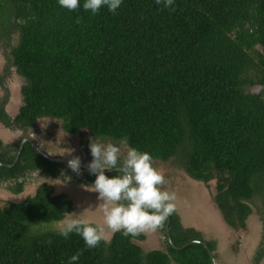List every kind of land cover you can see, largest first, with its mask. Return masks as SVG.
<instances>
[{"label":"trees","instance_id":"trees-1","mask_svg":"<svg viewBox=\"0 0 264 264\" xmlns=\"http://www.w3.org/2000/svg\"><path fill=\"white\" fill-rule=\"evenodd\" d=\"M0 18V35L19 34L17 45L8 42L5 71L14 68L25 82L16 116L5 111L8 96L0 103L5 127L31 130L51 117L74 136L127 138V149L149 152L152 161L178 160L192 178L216 180L213 201L235 231L247 230L259 202L264 229V0H174L168 8L123 0L115 12L102 7L95 14L57 0H0ZM256 86L262 90L253 92ZM17 147L0 139V162L13 164ZM33 173L52 179L66 173L62 180L76 181L66 165L27 144L15 165L0 166V186L19 195ZM84 175L80 181L89 187L95 176ZM72 209L45 182L0 206V264H69L76 253L74 264H211L201 244L171 246L168 217L175 246L204 241L217 251L214 240L182 225L176 209L157 228L164 249L148 253L139 245L143 232L118 231L88 248L79 234L37 229ZM263 262L264 237L253 264Z\"/></svg>","mask_w":264,"mask_h":264},{"label":"rangeland","instance_id":"rangeland-1","mask_svg":"<svg viewBox=\"0 0 264 264\" xmlns=\"http://www.w3.org/2000/svg\"><path fill=\"white\" fill-rule=\"evenodd\" d=\"M7 35H9L8 39L0 35V103L8 96L5 111L11 117H14L23 105L24 98L21 89L25 82L17 75L14 68L9 73L5 71L9 67L10 49L8 42L11 40L12 45L15 46L19 39V34L13 29L9 30ZM252 90L253 92H260L262 87L256 86ZM30 133L36 138L39 146L52 156H57L55 152H60L68 158L78 155L81 161L86 164L92 159L88 147L90 137L87 133L84 134V136L86 135L84 138L69 135L63 128L62 120L40 118L36 127L30 130ZM21 137V130L6 128L0 123V138L4 143L18 141ZM102 141L105 143L112 142L108 139ZM119 147V157L123 159L127 147L125 144H119ZM152 165L164 175L165 179L164 183L160 185L161 189L174 194V199L171 202L175 204L182 225L185 228L194 227L202 232L204 239L216 242V264H253V257L258 244L264 237V229L257 211L259 202L256 206H253V213L247 220V230L235 231L226 227L217 207L214 203H211L216 193V180L209 184L193 180L180 167L181 164L178 160L167 163L156 161L152 162ZM67 171L71 178L76 176V181H71L70 178L67 181L62 180L60 177L67 176L66 173L57 179L45 178L38 173L31 174L24 187L25 195H19L18 197L10 195V192L0 186V206L23 200L26 196L34 194L38 185L45 182L54 186L57 194H65L67 199L74 203V209L71 211L73 213L71 214L80 213L92 223L103 225L104 216L100 206L103 202L98 203L97 193L90 187L84 186L83 182L80 181L85 177L84 172L81 171L80 174H77L68 167ZM58 223L40 225L37 229L39 232L58 231ZM105 229L107 233L106 225ZM143 233L146 240L139 243V245L143 248L144 253L164 249V238L157 229L156 231H145ZM112 235L113 233L108 235L107 241L111 239Z\"/></svg>","mask_w":264,"mask_h":264},{"label":"clouds","instance_id":"clouds-1","mask_svg":"<svg viewBox=\"0 0 264 264\" xmlns=\"http://www.w3.org/2000/svg\"><path fill=\"white\" fill-rule=\"evenodd\" d=\"M122 2L123 0H83L81 3V0H57L63 8L75 10L82 7L92 14L100 11L102 7L115 12ZM155 3L162 4L165 8L174 6V0H155ZM126 143L127 138L119 140L118 143H105L97 135L95 138H89L88 147L92 159L87 162L86 167L95 179L88 186L97 193V202H103L100 206L104 224H94L84 215L70 212L57 225L59 235L67 238L70 233L79 234L86 247L94 248L100 241H107L110 233L119 231L125 236H136L145 231H156L174 212L175 204L171 202L174 194L161 189L160 185L164 183L165 178L153 167L152 162L156 161H152L149 152L140 151L136 147H129L123 159H120L119 144ZM67 167L80 174L81 158L78 155L71 156L67 160ZM113 169L117 170L116 175L106 174V170ZM214 205L216 206L215 203ZM220 215L222 216L221 213ZM78 259L79 253L73 254L69 258V264H74Z\"/></svg>","mask_w":264,"mask_h":264},{"label":"water","instance_id":"water-1","mask_svg":"<svg viewBox=\"0 0 264 264\" xmlns=\"http://www.w3.org/2000/svg\"><path fill=\"white\" fill-rule=\"evenodd\" d=\"M23 131H24V137H23V141L21 142L20 144V148L18 150V154H17V157H16V160H15V163H17V161L19 160L20 158V155H21V152H22V149H23V145L24 143L27 141V142H31V140L28 138V131L29 129L28 128H23ZM33 148L36 152H38L40 155H42L43 157L49 159V160H55V159H52L50 158L45 152H43L39 147H37L34 143H33ZM55 162H66V160H55ZM0 166H5V167H12L11 165H7L5 163H1L0 162ZM81 166L83 167H86L85 165L81 164ZM110 171H114V170H110ZM108 172V171H106ZM169 225H170V219L169 217L167 218V224H166V227H165V231H166V235H167V239L169 241V243L171 244V246L176 249V250H181L189 245H192V244H201L202 246H204L206 248V250L208 251L209 253V256H210V259H211V264H216V259H215V256H214V253L209 249L208 245L206 242L204 241H192V242H189L188 244L184 245L183 247H177L173 244L172 242V239H171V236H170V233H169Z\"/></svg>","mask_w":264,"mask_h":264},{"label":"flooded vegetation","instance_id":"flooded-vegetation-1","mask_svg":"<svg viewBox=\"0 0 264 264\" xmlns=\"http://www.w3.org/2000/svg\"><path fill=\"white\" fill-rule=\"evenodd\" d=\"M47 118H50V119H54V118H51V117H47ZM56 120H59V119H56ZM4 126V125H3ZM5 127V126H4ZM7 128V127H6ZM23 128H28V127H22V128H16V129H14V130H21L22 131V137L18 140V141H12L11 143L9 142V143H4L3 141H2V139H1V141L3 142V145L4 146H6V147H8V146H12V145H16L17 144V154H18V150H19V148H20V144H21V142L23 141V137H24V131H23ZM29 129V128H28ZM32 130V129H31ZM68 133V132H67ZM69 135H72V134H70V133H68ZM27 135H28V138L31 140V142H25L24 143V145H23V149H24V147H25V145H27V144H29L31 147H32V149L34 150V148H33V143L37 146V147H39L43 152H45L50 158H52V159H55V160H66V162H55V160H49V159H47V158H45V159H47L48 161H50V162H52V163H56V164H63V165H66L67 166V160L68 159H70V158H68L66 155H63L62 153H60V152H55L56 154H57V156H52V155H50L49 153H47L45 150H43L40 146H39V144L37 143V141H36V138L33 136V135H31V133H30V129H29V131H28V133H27ZM74 136V135H73ZM23 149H22V151H23ZM50 150V149H49ZM35 151V150H34ZM36 152V151H35ZM38 153V152H37ZM17 154H16V157H17ZM39 154V153H38ZM21 156V155H20ZM42 156V155H41ZM16 157H15V159H14V162H13V164H7V165H11V166H13V165H15L14 163H15V160H16ZM2 163V162H1ZM81 164H83V165H87L84 161H81ZM87 170V167H83V166H81V171H83V172H85ZM114 171H115V169H113ZM109 171V170H108ZM40 185V184H39ZM3 188H5V187H3ZM7 190V189H6ZM8 192H10L9 190H7ZM11 194L10 195H12V196H14V197H18L19 195H25V188H24V191L21 193V194H19V195H14L12 192H10ZM56 193V192H55ZM57 194V193H56ZM65 195V194H64ZM13 198V197H12ZM26 198V197H25ZM24 198V199H25ZM66 199H67V197H66ZM67 200H69V199H67ZM72 202V201H71ZM72 206H73V209H74V203L72 202ZM73 209H72V211H73ZM69 214V213H68Z\"/></svg>","mask_w":264,"mask_h":264},{"label":"crops","instance_id":"crops-1","mask_svg":"<svg viewBox=\"0 0 264 264\" xmlns=\"http://www.w3.org/2000/svg\"><path fill=\"white\" fill-rule=\"evenodd\" d=\"M212 203V202H211ZM226 225V224H225ZM226 227H228L227 225H226Z\"/></svg>","mask_w":264,"mask_h":264}]
</instances>
